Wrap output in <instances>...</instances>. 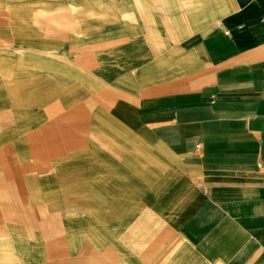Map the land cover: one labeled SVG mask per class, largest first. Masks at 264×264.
<instances>
[{
  "label": "crops",
  "instance_id": "crops-1",
  "mask_svg": "<svg viewBox=\"0 0 264 264\" xmlns=\"http://www.w3.org/2000/svg\"><path fill=\"white\" fill-rule=\"evenodd\" d=\"M220 3L209 31L136 56L75 229L0 264H264V0Z\"/></svg>",
  "mask_w": 264,
  "mask_h": 264
},
{
  "label": "rangeland",
  "instance_id": "rangeland-1",
  "mask_svg": "<svg viewBox=\"0 0 264 264\" xmlns=\"http://www.w3.org/2000/svg\"><path fill=\"white\" fill-rule=\"evenodd\" d=\"M220 5L0 0V251L75 229L63 210L91 206L77 199L76 182L93 175L107 129L121 133L108 112L117 98L135 97L136 56L209 31Z\"/></svg>",
  "mask_w": 264,
  "mask_h": 264
}]
</instances>
